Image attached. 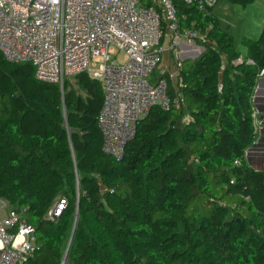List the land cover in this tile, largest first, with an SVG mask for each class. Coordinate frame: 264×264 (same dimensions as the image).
Here are the masks:
<instances>
[{
    "label": "trees",
    "instance_id": "trees-1",
    "mask_svg": "<svg viewBox=\"0 0 264 264\" xmlns=\"http://www.w3.org/2000/svg\"><path fill=\"white\" fill-rule=\"evenodd\" d=\"M173 2L181 25L203 35L178 77L186 105L152 108L121 159L103 149L99 80L41 81L32 63L0 53V197L36 227L30 264L66 252L68 264H264V169L246 158L264 29L236 63L212 9ZM61 196L68 207L47 220Z\"/></svg>",
    "mask_w": 264,
    "mask_h": 264
},
{
    "label": "built area",
    "instance_id": "built-area-1",
    "mask_svg": "<svg viewBox=\"0 0 264 264\" xmlns=\"http://www.w3.org/2000/svg\"><path fill=\"white\" fill-rule=\"evenodd\" d=\"M186 1L207 14L219 2ZM198 36L181 25L173 0H0V53L7 61L30 62L35 78L60 86L82 73L102 83L97 122L104 151L117 159L152 108L186 105L178 83L182 48L202 51ZM166 51L174 53V69L156 74ZM68 203L59 197L45 218L56 221ZM35 251L36 227L26 207L0 197V264H30Z\"/></svg>",
    "mask_w": 264,
    "mask_h": 264
},
{
    "label": "crops",
    "instance_id": "crops-1",
    "mask_svg": "<svg viewBox=\"0 0 264 264\" xmlns=\"http://www.w3.org/2000/svg\"><path fill=\"white\" fill-rule=\"evenodd\" d=\"M238 1H243V0H238ZM243 2H246V1H243ZM234 3L235 2H229L226 0H219V2L212 8V10H213V13L219 19L220 24H221V21L223 22V24H226L225 29L232 35V37L234 39L235 46L238 48V46L236 44L235 36L229 31V29L227 27L229 21L233 22L231 16H235V14H236L235 10H232V8L234 9V7H235V6H233ZM227 6H229V8L231 7L230 10L226 8ZM216 8L219 9L222 13L218 14V12L215 11ZM221 26H222V24H221ZM242 35H243V38L241 39V42H242V40L246 42V44L248 45V52H245V50H241L240 48H238L240 51V56H239L240 58H243L245 55L249 54L251 43L253 41H255V40H251V39L246 38V35H244V34H242ZM193 47H195V46H185L182 48V56H183L184 60L195 59L200 55V54H198L195 57L192 56V54H194ZM167 52H171V51H166L164 53L165 56L163 55V61L161 64H163L166 61L170 62L171 67L167 68V70L171 71L172 70L171 68L172 67L174 68V65H175V57H174V53L171 52L173 54V58H170L169 55L168 56L166 55ZM188 53H190L191 55H188L186 57L185 54H188ZM161 71H163V70H160V72ZM259 77H262L263 81H262V85L260 87V92L256 96L255 103L253 101L254 94L252 95V105H253V109H254V120H255V139H254L255 144L251 148H249L250 146L248 147L250 149L249 159L246 156L249 165L254 169L260 168L262 166L264 167V73L259 74ZM259 77H258V79H259ZM258 79H257V81H258ZM247 149H246V151H247Z\"/></svg>",
    "mask_w": 264,
    "mask_h": 264
},
{
    "label": "rangeland",
    "instance_id": "rangeland-1",
    "mask_svg": "<svg viewBox=\"0 0 264 264\" xmlns=\"http://www.w3.org/2000/svg\"><path fill=\"white\" fill-rule=\"evenodd\" d=\"M233 6L236 7H234V9L232 8V10H235L236 14L235 16H231L233 22L229 21L227 27L229 31L235 36L238 48H240L241 50H245V52H248V45L246 44V42L243 40L241 42V39L243 38L242 34L246 35V38L251 40H256L260 37L264 29V0H248L246 2L237 1ZM226 8L230 10L231 7L229 8V6H227ZM215 11H217L218 14L222 13L217 8L215 9ZM221 24L222 27L225 28L226 24H223L222 21ZM193 50V57L201 53V49L199 48L193 47ZM166 55H169L170 58H173V54L171 52H167ZM188 55L191 54H185L186 57ZM170 67V62L166 61L160 65V67L156 71V74H159L160 70H166L167 72V68ZM171 69L174 68L172 67ZM74 79V77H71L69 79V83H74Z\"/></svg>",
    "mask_w": 264,
    "mask_h": 264
},
{
    "label": "water",
    "instance_id": "water-1",
    "mask_svg": "<svg viewBox=\"0 0 264 264\" xmlns=\"http://www.w3.org/2000/svg\"><path fill=\"white\" fill-rule=\"evenodd\" d=\"M262 81H263V78L262 77H259V79H258V81H257V83H256V87H255V91H254V96H253V101H254V103H255V100H256V96H257V94L260 92V87H261V85H262ZM254 144H255V142H253L252 143V145L249 147V148H251L252 146H254ZM247 149V151H246V156H247V158L249 159V154H250V149ZM256 170H263L264 169V167L262 166V167H260V168H255ZM76 220V219H75ZM74 230V229H73ZM72 236H73V232H72V235H71V237H70V241H69V244H70V242H71V239H72ZM66 256H67V252H66V254L64 255V258H66Z\"/></svg>",
    "mask_w": 264,
    "mask_h": 264
}]
</instances>
